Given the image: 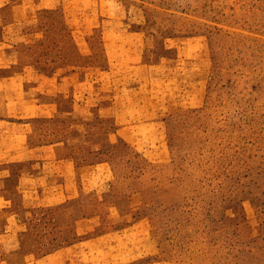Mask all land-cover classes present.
Here are the masks:
<instances>
[{
	"label": "rangeland",
	"instance_id": "1",
	"mask_svg": "<svg viewBox=\"0 0 264 264\" xmlns=\"http://www.w3.org/2000/svg\"><path fill=\"white\" fill-rule=\"evenodd\" d=\"M7 1L14 45L89 106L69 154L77 213L105 216L93 231L112 254L264 264V0ZM34 180L16 191L22 240L71 241L73 206L59 222L42 198L58 189Z\"/></svg>",
	"mask_w": 264,
	"mask_h": 264
},
{
	"label": "crops",
	"instance_id": "2",
	"mask_svg": "<svg viewBox=\"0 0 264 264\" xmlns=\"http://www.w3.org/2000/svg\"><path fill=\"white\" fill-rule=\"evenodd\" d=\"M10 7L15 6L9 1L0 3V16ZM3 18L7 24L0 22L4 26L0 29V264H128L138 260L139 255H113L104 229L93 231L98 226L93 219L100 224L105 219L101 212L77 213V163L69 154L82 135L77 118L83 125L92 119L89 106L69 94V73L29 60V52L14 45L20 34L5 30L17 24L18 18ZM69 100L73 103L67 106ZM35 178L43 184L41 194L58 189V194L42 198L55 201L59 222L68 206H73L71 241L50 247L48 242L34 245L22 240L28 226L22 225L16 208V191ZM69 187L71 193L60 192ZM79 218L87 223L77 229Z\"/></svg>",
	"mask_w": 264,
	"mask_h": 264
}]
</instances>
